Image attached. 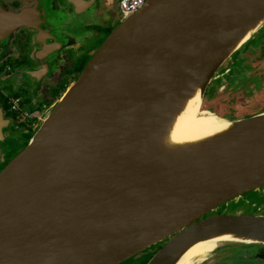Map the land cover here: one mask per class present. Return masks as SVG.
<instances>
[{"label": "water", "instance_id": "95a60500", "mask_svg": "<svg viewBox=\"0 0 264 264\" xmlns=\"http://www.w3.org/2000/svg\"><path fill=\"white\" fill-rule=\"evenodd\" d=\"M13 1L34 8L0 0V27L10 21L11 34H44L46 21L35 27L32 15L37 8L46 17L47 0ZM63 22L64 41L78 36ZM263 27L264 0H148L123 18L0 173V264H124L150 255L147 264H177L222 235L234 239L221 247L264 257V214L230 210L251 193L264 198V111L220 116L231 125L212 139L166 144L187 101L198 90L204 100Z\"/></svg>", "mask_w": 264, "mask_h": 264}, {"label": "flooded vegetation", "instance_id": "af4514ba", "mask_svg": "<svg viewBox=\"0 0 264 264\" xmlns=\"http://www.w3.org/2000/svg\"><path fill=\"white\" fill-rule=\"evenodd\" d=\"M7 1L9 8L12 7L16 11H21L25 6L34 8V3ZM101 3L104 6L111 5L113 0H47L45 7L42 8L46 11V17H42L43 12L37 8L34 10L35 27L42 21H46L45 26L41 27V24L38 26L44 33L41 36L27 30L11 34L13 28L11 22L1 23L0 47L3 48L0 50V72L3 70L10 74L12 69H15L16 77L14 74V80L10 77L14 81L11 83L12 80L8 81V74H6L7 83H2L0 87V173L5 170L16 154L28 145L31 134L38 125V120L31 121L29 124L16 121L15 116L9 111L8 97L15 95V92L19 90H28L31 95L30 100L28 98L27 101L24 100L25 106L35 110L41 117L66 93L72 83L78 79V77L75 79V73L78 72L80 75L82 72V69L80 71L79 69L91 42L87 22L93 19V14L99 10ZM61 18L69 26L68 29L78 36L72 34L73 36H68L69 40L64 41L63 36L59 34V32H65ZM65 22H63L64 26ZM263 32L264 27L258 32L253 39L254 43L249 48L236 54L237 56L235 55L227 62V65L225 64L226 69L221 73L218 72V76L226 74L227 80L234 84V91L238 90L235 94L239 97L236 99H240V102L234 99L231 104H222L220 97H217V88L211 85L214 96L212 101L208 100L207 96L206 110L230 117L239 116L245 110H253L255 106H257L256 112L264 110V55L260 59L253 52V48L258 46L255 43L260 36H263ZM9 39L10 45L4 48ZM33 39L36 42L34 47L31 46ZM262 39L264 42V37ZM260 45L264 51V45ZM65 47L68 49L65 50ZM31 74H36L34 80L30 78ZM238 86L240 89H237ZM9 89L14 93L9 92ZM252 99L255 100L252 101ZM17 130L22 131L23 137L28 136V140L17 152L10 153L8 145H11L12 139L15 138L13 131ZM257 211L263 213V209H257ZM239 247L233 249L219 247L198 264H264V257L258 256V253L254 254L253 247ZM148 261L149 259L145 264Z\"/></svg>", "mask_w": 264, "mask_h": 264}, {"label": "rangeland", "instance_id": "374dc122", "mask_svg": "<svg viewBox=\"0 0 264 264\" xmlns=\"http://www.w3.org/2000/svg\"><path fill=\"white\" fill-rule=\"evenodd\" d=\"M121 21H122V16H121V13L119 11V7H118L116 0H113V3L111 5H105L104 6V4L101 3L99 10L94 12L93 19L87 22L88 23L87 24V31L91 36V39H90L91 42L87 48L85 57L82 61V65H81L79 71L81 69L82 70L84 69L86 64L92 59V57L96 54V52L103 45V43L107 40V38L109 37V35L111 33L110 30L111 31L114 30L121 23ZM263 37H264V32H263V36H260L258 42L255 43L258 46L256 48H253V52L260 59L264 55V51H262V49L260 47L261 46L260 44L264 45V42L262 39ZM252 43H254V41H251L250 43L246 44L243 47L244 49L242 48V50L240 52L245 51L247 48H249L252 45ZM227 64L228 63H226V65ZM226 65L223 66L219 70L220 71L219 73L223 72L226 69V67H227ZM11 73H12V75H11ZM11 73L9 74V72L1 70V72H0V87H1L2 83H7V80L11 81L12 79H10V77L12 78L13 74L16 77V70L15 69H12ZM6 74H8L7 80H5ZM75 74L76 75L74 77L76 79L77 77H79L78 76L79 73L76 72ZM218 75L219 74L217 73L216 79L213 81V83L211 85H215V87L217 88V97H220L221 103L223 102L222 104L227 105V104H231L234 99L236 101H239L240 99H236L239 97H237V95L235 94L238 90L234 91V86H233L234 84L230 83V81L227 80L226 74L222 75V76H218ZM13 80H14V77H13ZM13 80L11 81V83L14 82ZM15 80H16V78H15ZM246 83H249V82L246 81ZM211 85L208 87L209 90L207 89V95L204 98V105H203L204 109H205L206 105H208L207 96H208V100H210V101L213 100L214 94L212 93L213 87ZM237 89H240V86H238ZM9 90H10L9 92L12 91L11 89H9ZM11 93H14V92H11ZM30 95H31L30 92L28 90H25V89H22V90L15 92V96L20 97L24 104H25L24 100L27 101V98L29 99ZM254 100L255 99H252V101H254ZM228 101H230V102H228ZM239 102L237 104H239ZM244 107L242 108V110L244 109ZM256 107L257 106H255L253 108V110L250 109V111L245 110V112L239 116H232V117L228 116V117L230 119H233V120L243 119V118L250 117V115H252V114L255 115L259 112L264 111V110H259L256 112L255 111V110H257ZM42 117H43V115L41 116V118ZM13 136H15V138L12 139L11 145L10 144L8 145L10 153L11 152H17L18 149L28 140V136L26 137L24 135V137H23L22 131H19V130L13 131ZM259 195L261 196V195H263V193H260V192L259 193H256V192L251 193L249 196L246 197V199L241 201L240 204H238V205H232L231 204L230 210L231 211L242 210L246 214H256V213L259 214V211H257V209H263L262 212L264 214V198H261ZM222 248L233 249V248H240V247L239 246H223ZM252 251L254 252V254L258 253V250L255 248ZM150 257H151V255L149 257H145L143 259H140L136 262H129V263H124V264H145Z\"/></svg>", "mask_w": 264, "mask_h": 264}, {"label": "bare ground", "instance_id": "6f19581e", "mask_svg": "<svg viewBox=\"0 0 264 264\" xmlns=\"http://www.w3.org/2000/svg\"><path fill=\"white\" fill-rule=\"evenodd\" d=\"M253 31L241 41L245 42ZM203 98L198 90L187 101L183 111L176 117L166 136V144L171 147H182L200 143L229 129L230 121L222 119L220 115L203 108ZM249 115V114H248ZM230 235H222L213 239L198 242L192 246L177 264H198L204 261L209 254L221 247L224 242L233 240Z\"/></svg>", "mask_w": 264, "mask_h": 264}, {"label": "built area", "instance_id": "2783aa9c", "mask_svg": "<svg viewBox=\"0 0 264 264\" xmlns=\"http://www.w3.org/2000/svg\"><path fill=\"white\" fill-rule=\"evenodd\" d=\"M122 19L129 14L139 11L148 0H116ZM9 111L15 116L16 121L29 124L31 121H39L38 113L25 106L18 96H9L7 99ZM38 124V123H37Z\"/></svg>", "mask_w": 264, "mask_h": 264}, {"label": "crops", "instance_id": "0c3cea01", "mask_svg": "<svg viewBox=\"0 0 264 264\" xmlns=\"http://www.w3.org/2000/svg\"><path fill=\"white\" fill-rule=\"evenodd\" d=\"M30 17H31V15H30ZM32 17H33V18H36V15L33 13Z\"/></svg>", "mask_w": 264, "mask_h": 264}, {"label": "trees", "instance_id": "16d2710c", "mask_svg": "<svg viewBox=\"0 0 264 264\" xmlns=\"http://www.w3.org/2000/svg\"><path fill=\"white\" fill-rule=\"evenodd\" d=\"M207 93V92H206ZM212 93H213V91H212ZM253 115V114H252ZM252 115H250V116H252ZM221 116V115H220ZM222 116H224V115H222ZM224 117H228V116H224Z\"/></svg>", "mask_w": 264, "mask_h": 264}]
</instances>
